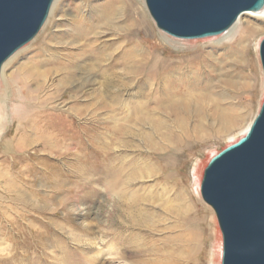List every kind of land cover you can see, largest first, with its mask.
Wrapping results in <instances>:
<instances>
[{"label": "bare ground", "instance_id": "1", "mask_svg": "<svg viewBox=\"0 0 264 264\" xmlns=\"http://www.w3.org/2000/svg\"><path fill=\"white\" fill-rule=\"evenodd\" d=\"M64 1L54 0V14ZM144 4L143 0H105L88 3L87 10L78 5L70 28L57 35L62 38L59 45H66L49 49L48 58L39 62L44 68L23 69L21 87L27 105L33 106L17 112L0 133V264H6V257L14 260L21 243L36 238L39 226H61L51 218L53 211L65 210L69 219L71 203L90 210L85 204L94 198L97 181L104 184L102 202L110 204L109 218L116 224L114 254L142 264L140 257L150 253L151 247L134 245L136 234L131 228L148 227L154 214L141 206L148 197H130L120 189L131 180L116 176L135 165L119 163L115 146H128L127 138L140 136L157 153V160L164 161L169 153L163 151L171 142L182 140L163 132L169 120L180 125L196 121L197 126L206 127L213 118L228 125L236 119L231 99L254 87L235 78L247 71L252 76L254 46L257 49L263 30L251 20L264 21V7L244 12L219 37L192 45L157 28ZM163 113H170L169 120L158 115ZM62 114L66 118L53 125V116ZM193 114L198 117L191 120ZM147 125L154 129L146 132ZM175 150L172 147L170 152ZM196 192L200 197V187ZM196 205L202 206L192 200L185 203L195 216ZM201 209L207 211L204 206ZM176 214L179 219L181 215ZM76 230L69 225L72 242L88 241ZM173 232L178 233L172 239L182 237V232ZM122 247L134 249V255L128 256ZM222 252L223 245L221 257ZM77 253L65 250L64 257Z\"/></svg>", "mask_w": 264, "mask_h": 264}, {"label": "rangeland", "instance_id": "2", "mask_svg": "<svg viewBox=\"0 0 264 264\" xmlns=\"http://www.w3.org/2000/svg\"><path fill=\"white\" fill-rule=\"evenodd\" d=\"M65 1L59 3L62 9L57 14H54L53 7L55 8V6L52 5L47 21L39 34L22 47L18 51L19 53L15 54L16 57H12L4 69L2 68L0 78V133L6 129L7 124L11 122L17 112L28 110L33 106L32 103L27 105L26 94L21 87L23 69L37 65L44 68L39 62L41 59L48 58L49 53H51L49 49L66 45H59L62 38H58V36L70 28L71 21L77 16L76 7L78 5H83L84 10H87L88 3L92 4L105 0ZM143 3H145L151 20L157 26L148 10L146 0H143ZM251 23L263 30L257 49L254 46L257 51L255 54L254 49L251 52L255 59V64L252 67H255H249L252 71L251 77H248L250 72L247 71L244 73L247 77L243 75L244 77H236L235 80L239 83L241 81L253 83L254 87L246 91L242 90L238 96L231 99L236 109L233 113L236 119L229 123L231 126L229 124L223 125L213 118L206 121V127L197 126L196 121H191L187 125H180L169 120L170 113H163L158 115L169 120V124L162 128L163 132L166 131V135L169 133L170 136L173 134L182 137V140L176 143L171 142V145L163 151L169 153L168 159L158 161L157 153L140 136L127 138L130 143L128 146L126 144L115 146L119 163H133L135 165L123 172L122 175L116 176L117 179L123 177L131 180L130 184L121 185L120 189L127 191L130 197H148V200L143 201L141 206L149 213L154 214L152 220H149L148 227L131 228L136 234L132 240L134 245L146 243L151 247L150 253L140 257L144 260L142 264L146 262L151 264H219L220 261L222 262L223 238L216 213L204 201L202 195L197 196L196 191L198 187L201 190L204 171L210 159L244 136L243 130L247 125L252 124L264 101V71L260 57V43L264 38V28L262 27L264 21L253 19ZM221 34L215 35V37L202 38L173 37L183 43L188 42L195 45L199 41L204 42L209 37L215 39ZM253 40L251 41L252 47L256 42V39L253 38ZM167 42L164 41L166 44ZM255 82L256 84H254ZM33 87L34 85L31 86V88ZM52 91L54 90L52 89ZM67 107L68 105L65 106V108ZM196 117L198 116L193 114L190 119L194 120ZM64 118L66 115L63 114L53 116L52 124L54 125ZM137 129H140V126L137 125ZM152 129L154 128L149 125L144 128L146 132H151ZM101 130L104 131V129ZM172 147L176 149L173 153L170 152ZM141 167H143V171ZM95 185L97 192L94 198L87 199V204H85L86 206L90 205V210L73 207L71 203L69 205L71 209L68 215L69 219H66L67 211L61 209L53 211L51 218L60 222L61 226L57 228L55 225H50L47 228L39 226L37 236L33 241L21 243L20 250L14 259L15 263L11 257H6V264H133L131 261L114 254L112 243L113 229L116 224L109 218L110 204L102 202L106 195L104 184L97 181ZM191 200L206 207L207 211H203L202 206L199 208L197 205L195 208L198 217L190 210L187 211L185 203ZM179 204H181L182 209H178L177 205ZM171 209L173 210L172 214L170 213ZM175 212L181 215L179 219L176 218ZM69 225L77 227L76 232H80L83 238H87L88 241L82 244L72 242L68 238ZM82 227H88V230L82 231ZM173 230L182 232V237L172 239L171 237L178 233L173 232ZM65 250H76L79 253L77 256L64 257ZM130 250L121 248V251L128 256L134 255V249Z\"/></svg>", "mask_w": 264, "mask_h": 264}, {"label": "water", "instance_id": "3", "mask_svg": "<svg viewBox=\"0 0 264 264\" xmlns=\"http://www.w3.org/2000/svg\"><path fill=\"white\" fill-rule=\"evenodd\" d=\"M54 0H0V78L3 65L39 34ZM157 26L179 38L228 30L264 0H146ZM264 71V38L260 43ZM223 238L222 264H264V101L247 133L213 156L201 183Z\"/></svg>", "mask_w": 264, "mask_h": 264}]
</instances>
